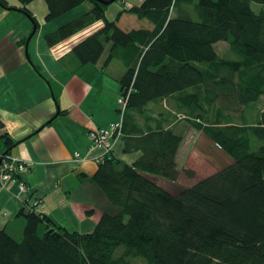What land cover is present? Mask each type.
Instances as JSON below:
<instances>
[{
    "label": "trees",
    "instance_id": "16d2710c",
    "mask_svg": "<svg viewBox=\"0 0 264 264\" xmlns=\"http://www.w3.org/2000/svg\"><path fill=\"white\" fill-rule=\"evenodd\" d=\"M18 1L37 24L26 8L32 0ZM104 1L109 3L45 0L47 21L84 2L91 8L44 38L52 46L103 21L71 52L80 64L94 63L103 41H110L108 58L123 62L119 97L126 104L116 141L127 114L177 95L176 119L204 132L232 162L173 193L145 173L175 181L182 137L136 128L141 157L128 164L111 151L90 178L110 204L94 228L68 231L40 212L23 210L20 240L0 230V264H134L129 258L137 256L146 264H264V111L251 122L241 115L264 97V0H143L125 9L134 18L130 29L129 21L117 24L122 12L107 20L106 7L114 1ZM252 2L261 5L258 12ZM221 42L228 56L217 51Z\"/></svg>",
    "mask_w": 264,
    "mask_h": 264
},
{
    "label": "crops",
    "instance_id": "0c3cea01",
    "mask_svg": "<svg viewBox=\"0 0 264 264\" xmlns=\"http://www.w3.org/2000/svg\"><path fill=\"white\" fill-rule=\"evenodd\" d=\"M6 1L7 6L0 3V135L5 134L0 138V156L6 152L26 164L20 177L40 195L37 211L68 231L90 232L110 204L90 180L98 167L96 159L103 153L90 149L87 133L91 126L105 127L117 120L116 99L125 66L117 57L108 58L110 41H103V52L94 63L80 64L71 52L102 28L101 20L52 46L45 41L46 34L88 11L90 3L47 21L45 0H32L26 8L36 24L21 11L18 0ZM142 1L116 0L106 7L105 17L111 21L122 12L117 22L122 26L134 20L125 12L126 5ZM132 26L130 22L126 28ZM180 103L177 95H171L150 102L142 112L127 114L123 136L114 143L111 156L128 164L141 157L143 150L136 139L141 134L136 128L143 134L159 128L172 130L182 137L176 154L180 171L173 182L186 177L192 185L196 171L191 156L198 147L204 150V145L193 142L196 128L176 119ZM6 138L14 144L8 147ZM185 169L193 170V177L185 174ZM145 175L166 187L160 177ZM26 196L13 182L0 184V230L17 240L23 235L25 216L21 212Z\"/></svg>",
    "mask_w": 264,
    "mask_h": 264
},
{
    "label": "rangeland",
    "instance_id": "374dc122",
    "mask_svg": "<svg viewBox=\"0 0 264 264\" xmlns=\"http://www.w3.org/2000/svg\"><path fill=\"white\" fill-rule=\"evenodd\" d=\"M86 3H89V2H86ZM131 6H133V5H126L125 9L129 8ZM251 8L255 12H258V10L261 8V5L255 3V2H252ZM135 19H136V17H135ZM226 47L227 46L224 42L217 44L216 49L220 53L221 56H228L229 55L228 51L224 50ZM118 98H119V95L117 96V99ZM117 108L120 109V107H118V106H117ZM251 108H253V109H251ZM251 108L245 109L241 114L243 116L246 114V116L249 117L248 122H251L252 120L253 121L256 120L257 119L256 117L261 112L264 111V97L261 98ZM251 110H253V111L251 112ZM212 111H214V109ZM117 113H118L117 120H119L121 117V114L119 112H117ZM175 117H176V115H175ZM204 118H206V119L208 118L209 120H212L213 113H207V115H205ZM204 118H202V122L206 121V120H204ZM235 118H241V117L235 115ZM192 132L195 136L193 139V142L197 143L198 145H204V150H201L198 147V150H195L194 155L191 156V157H193L192 158V166L194 167V170L196 171V178L194 179L193 182H196L197 180L203 178L204 176H207L208 174H211V173L215 172L216 170L221 169L224 166H227L228 164H230L232 162V158L224 150H222L214 142H212L210 140V138L201 130L196 129V132L195 131H192ZM87 135H88V133H87ZM88 138H89V136H88ZM90 143H91V141H90ZM202 149H203V147H202ZM81 158L83 159V157H81ZM158 177H160L161 181L162 180L165 181V184L163 183L166 186L165 189L169 190L173 193L180 192L185 187L190 186V184L192 182L189 178H186V177H181L176 182H172V181H170V180H168L162 176H158ZM122 252H123V247L120 246L117 249L116 253L118 255V254H121ZM129 260H130V262H132L134 264H146V260L140 256L130 257Z\"/></svg>",
    "mask_w": 264,
    "mask_h": 264
},
{
    "label": "built area",
    "instance_id": "2783aa9c",
    "mask_svg": "<svg viewBox=\"0 0 264 264\" xmlns=\"http://www.w3.org/2000/svg\"><path fill=\"white\" fill-rule=\"evenodd\" d=\"M117 104L120 107V113L122 115L126 99L119 97ZM178 117L182 118L183 115L178 114ZM122 118L120 120L111 122L105 127L91 126L88 129V136L91 141L90 149H100L103 153L100 158L96 159L97 163L101 162L113 149V145L116 139L122 135ZM78 157L79 153H75ZM26 164L22 161L14 159L13 157H6L0 163V184L6 185L8 182H13L17 185L20 193H25L27 196L24 200L23 210L29 212L31 210L37 211L38 205L41 201V197L35 191L30 190L25 181L19 176L25 172Z\"/></svg>",
    "mask_w": 264,
    "mask_h": 264
},
{
    "label": "water",
    "instance_id": "95a60500",
    "mask_svg": "<svg viewBox=\"0 0 264 264\" xmlns=\"http://www.w3.org/2000/svg\"><path fill=\"white\" fill-rule=\"evenodd\" d=\"M97 1H100V2H102V3H104V4H108V3H109V1H104V0H97ZM112 1H115V0H112ZM35 29H36V26H35V24H34L33 32L35 31ZM5 154H6V152L3 153V154L0 156V162H1V160H2V158H3V156H4Z\"/></svg>",
    "mask_w": 264,
    "mask_h": 264
}]
</instances>
